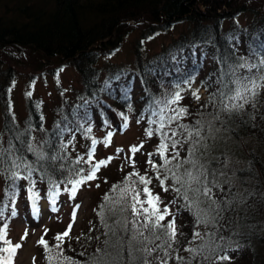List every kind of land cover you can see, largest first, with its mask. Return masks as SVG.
<instances>
[{
    "label": "trees",
    "instance_id": "trees-1",
    "mask_svg": "<svg viewBox=\"0 0 264 264\" xmlns=\"http://www.w3.org/2000/svg\"><path fill=\"white\" fill-rule=\"evenodd\" d=\"M50 1L0 0V5L5 9L0 13L2 147L8 148L11 141L19 150L14 155H23L29 161H34L35 156L27 151L28 144L40 147L49 156L57 153L65 156V160L51 162L57 167L64 165L63 175L51 163L47 168L58 185L54 190L68 193L65 188L71 189L72 185L64 178L68 176L79 179L80 176H86L91 167L87 162V140L105 141L109 133L115 137L127 133L136 125L141 131V145L148 149L154 148L151 161L162 165L163 160L159 155L162 142L171 145L173 139L180 141L175 149L169 148V155L178 151L181 158L188 156L190 143L185 142L187 133L181 125L191 130L203 125L201 135L207 137L211 122L214 138L205 141L208 145L206 152L201 148L200 152L204 153L201 162L208 166L209 171H216L217 179L223 186V192L214 189L216 198L232 201L221 212V218L215 226L196 225L195 217L184 207L186 202L174 190L180 185L174 184L171 172L160 169L161 179H165V186L168 187L165 192L153 164L149 163L150 159L128 162L121 175L111 180L109 190L103 194V181L113 169L108 166L106 172H97L95 179L102 193L96 200L97 212L93 222L80 236L70 240L65 238L64 254L77 261H85L99 247L111 253L110 258H114L117 264H128L127 241L130 234L121 231L120 226L114 223L116 219H121V215L117 213L114 216L105 207L104 221L111 226L105 228L98 213L102 211L100 206L107 204L104 199L106 195L118 198L119 189L112 191L114 185H120L121 188L132 185L137 190L142 189L144 185L139 183V177L133 175L139 172L152 180L148 187L160 195L161 209L167 207L174 214L169 206L172 204L176 210L175 220L180 235L177 237L179 243L173 245L177 250L173 256L179 255L190 260L191 254L187 249L212 244L213 237L209 234H214L217 244L221 243V237L224 238L222 247L216 252L206 249L204 254L209 258L203 260L200 257L192 264H264V93L255 109L247 106L241 115L229 116L220 112L219 105V81L228 66L239 63L241 57L250 62H258L257 53L264 54V0ZM130 21L141 23L143 27L133 51L139 67L135 64L134 69L118 70L103 82V76L116 66L113 61H108L109 56L121 49L123 38L132 31L133 27L128 23ZM184 23L190 27L182 39H176L155 57L148 58L144 49L146 40ZM21 52L23 58L17 60ZM23 63L30 65L34 72L29 73L24 91L26 114L19 117L14 112L13 92L16 83L20 81L17 79L18 65ZM69 67H74L78 72L80 88L61 84L59 77ZM241 73L247 74L244 69H241ZM197 76L200 86L194 89L192 85ZM49 79L54 82V87L49 91L50 102L35 91L37 83L48 84ZM223 79L227 80L228 77ZM201 88L206 97L201 99L200 95L197 100L193 93H198ZM176 91H180L183 97L178 103H155L165 97L171 99ZM214 95L215 102H210V97ZM180 108H186L187 113L169 120V117L177 116ZM153 110L157 115H153ZM217 113L220 119L213 120ZM250 114H254L255 119H251ZM160 116L164 117L165 122L162 130ZM124 117H127V121ZM132 119L133 124L130 123ZM125 123L128 125L126 129L122 127ZM148 129L153 132L150 137L146 134ZM101 132L104 136L98 134ZM164 133L169 137L166 141L161 139ZM62 146L65 147L62 149ZM200 152L197 156H200ZM80 157L84 158V162L74 167L83 171L80 176H76L67 169L72 166L71 162ZM100 160L103 158H94L92 163ZM175 164L176 161H172L168 167L176 171L173 167ZM179 171L183 172L184 169ZM221 172L225 175L220 176ZM0 175L3 181L0 202H3L5 189L12 185V180ZM21 175H24L23 171ZM41 175V171L33 173L34 191L50 201L48 180H42ZM130 175L131 180L126 179ZM16 184L18 195L9 203L14 204L18 212L16 201L22 200L25 211H28L31 205L28 189L31 184L27 179H20ZM10 210L5 211V219L0 220V228L8 223L6 239L14 243L9 233L13 219L9 215ZM123 215L129 218L132 216L131 212ZM172 218L168 216L164 223ZM194 230L202 234V239H193ZM145 235L148 233L145 232ZM44 239L55 255V246L59 241L50 232L44 234ZM133 245V255L139 257L141 253L135 251V241ZM5 246L0 242V247ZM40 252L44 264H49V252L42 245ZM157 254L163 256L162 251L154 252L150 257L152 264H158L155 259ZM225 254L231 259H217V255ZM168 264L181 262L170 259Z\"/></svg>",
    "mask_w": 264,
    "mask_h": 264
},
{
    "label": "snow or ice",
    "instance_id": "snow-or-ice-1",
    "mask_svg": "<svg viewBox=\"0 0 264 264\" xmlns=\"http://www.w3.org/2000/svg\"><path fill=\"white\" fill-rule=\"evenodd\" d=\"M259 60L258 62H250L246 58L241 57L240 62L236 64H230L228 70L222 73V77L219 81L221 88L219 90V105L220 112L226 113L229 116L236 114L241 115L246 110L247 106H251L253 109L256 108L259 103V99L264 93V54L257 53ZM241 69L246 70L247 74L241 73ZM228 77L227 80H224L223 77ZM179 87V85H177ZM31 95V93H27ZM194 97L199 100L200 97L197 93H193ZM183 97L180 94V91H176L172 94L171 99L168 97L163 98L162 100H157V104H176L181 101ZM216 96L210 97V102H215ZM186 108H180L177 116L169 117V120H175L180 115L186 114ZM122 115V114H121ZM153 115H157L155 110H153ZM251 119H255L254 114H250ZM127 121V117H124ZM220 115L217 113L213 120H219ZM155 123L156 121H151ZM198 125H201L200 121L196 122ZM123 128H127L128 125L125 123ZM165 127L164 117L160 116V129L162 130ZM187 133L185 142L190 143V148L188 151V156L186 158H181L178 151L173 152L169 155V148L175 149L180 141L172 140L171 145L166 142H162L159 145V155L163 160L162 165L154 164L151 159L149 160L150 164H153L154 170L157 172V179L160 180L161 188L167 192L168 187L165 186V179H161L160 169L164 168L165 172H171V179L174 184L180 185V187L174 188V190L182 196L186 202L184 207L189 210L192 215L195 217L196 225L199 224H212L216 225L218 220L221 218L220 214L224 211L226 206L232 204L231 200L220 201L216 198V193L214 189H219L221 192L224 191L223 186L217 179V173L215 170L209 171V168L206 164L201 162V158L204 153L200 152L201 148L206 152L208 145L205 141L209 138H214L212 136L213 127L211 122L208 127V136L205 137L201 135L203 130V125L200 128L191 130L186 125H181ZM66 130V129H65ZM90 132L91 129H88ZM218 131V129L216 130ZM63 134L62 132L60 133ZM146 134L150 137L153 135L151 129L146 130ZM112 133H109L106 140L103 142L105 146H108L111 143ZM175 135V133H173ZM195 137V138H194ZM19 139V136L16 137ZM162 141L169 139L167 133L161 137ZM47 143V142H46ZM100 143L95 139L92 140V147L88 153L89 160L88 163L91 164V167L86 176H80V173L83 171L80 168L74 167L84 162V158L80 157L78 160L71 162L72 166L67 169L70 173L76 176H80L79 179H73L66 176L64 179L68 184H71V189L65 188V191L70 192V198L74 199L81 189L82 186L87 184L89 181H92L97 178V172H99L102 166L106 167L112 159L108 158L107 160H100L96 163H92L95 158L96 144ZM65 146H62V149ZM143 145L132 146L130 152L132 154L140 151ZM19 150L15 148V144L11 141L9 142L8 148L2 147V142H0V174L5 175L6 179L12 180V185L5 189V200L0 202V220L5 219V211L10 210V217H16L17 211L14 204H10L9 201H14L18 195V186L16 182L20 179L29 180L31 187H29L28 192L29 200L31 201V206L33 209V214L38 215L39 209L37 207V201L39 200L38 192L34 191L35 180L32 179L33 173L36 171H41V179H47L49 183V199L53 206V211H58L55 207L59 192L54 190L58 188L56 181L48 172L47 165L51 162L57 160L67 159L65 156L57 153L55 155L49 156V154L42 150L38 146H33L32 144L27 145V151L31 152L35 156L34 161H29L27 157L23 155H14V152ZM118 152L123 151V149H117ZM200 152V156H197V153ZM151 155V154H149ZM172 161H176V164L173 166L176 171H172V168H169L168 165L172 164ZM188 167H185V166ZM51 166L57 171H60L63 175L64 165L60 164L59 167L56 164L51 163ZM183 168L184 171L180 172L179 170ZM23 171L24 175H21ZM139 177V183L144 185L142 189L137 190L132 185H125L121 188L120 185H114L112 191L116 192L119 189L118 198L114 199L111 196L106 195L105 201L106 205H101L102 211L98 213L101 217L102 223H104L105 228H110L104 221V211L105 207L115 216L117 213L121 215V219H116L114 223L120 226L121 231L126 234H130V238L127 241V247L129 250L128 264H152V259L154 252H163V256L156 255L155 259L158 264H168L170 259H175L180 261L181 264H192L193 261H196L198 258L203 257V260H207L209 257L205 255V250L210 249L212 252H216L217 249L222 247L223 237L220 238L221 243L217 244L214 239V234H209L213 237L212 244H205L196 248H189L187 251L191 254V259L186 260L185 257L175 255L173 253L177 250L173 248L174 244L179 243L177 237L180 235L178 232L176 220L174 214H172L167 207L163 210L160 205L162 204V199L158 193H155L152 188L148 187L152 183L150 178H147L144 175H141L139 172L133 173ZM220 176L225 175L223 172L219 173ZM126 179L131 180V175ZM98 186V185H97ZM143 197H146L144 199ZM147 205V207L145 206ZM79 208V205L75 206ZM131 212L132 216H124L123 213ZM168 216L173 218L168 223H164ZM143 218V219H141ZM75 219V212L73 213V220ZM131 224V228H129ZM8 223H4L3 227L0 228V242H3L6 246L0 247V253H6V255H0V264H13L14 258L17 256L18 251L22 248V245L19 243L14 244L11 240L6 239L8 234ZM72 225L69 224L68 229L65 230L62 234H59L55 237L59 243L55 246L57 251L55 255L52 254V248L49 247L48 241L43 237L38 241L46 251L49 252V264H117L114 258L111 257V253H107L103 248H97L95 253H93L85 261H77L71 256L64 254L63 244L65 238L70 237ZM145 232L148 235H145ZM27 236V230L25 236L22 239H25ZM201 238L202 234L198 231L193 232V239ZM133 241H135L136 247L135 251L141 253L139 257L133 255ZM156 241H161L157 244ZM107 244V241L105 242ZM152 245V246H149ZM81 256L84 253H80ZM217 259L221 261L230 260L227 254L217 255Z\"/></svg>",
    "mask_w": 264,
    "mask_h": 264
},
{
    "label": "rangeland",
    "instance_id": "rangeland-1",
    "mask_svg": "<svg viewBox=\"0 0 264 264\" xmlns=\"http://www.w3.org/2000/svg\"><path fill=\"white\" fill-rule=\"evenodd\" d=\"M35 1V0H33ZM48 0H39L41 3H46ZM53 1V0H51ZM50 1V2H51ZM4 6L0 5V13L4 12ZM132 31L123 38V44L120 50H116L111 56H109L108 61H113L115 63V68L109 70L103 76V82L108 80L110 74L115 73L121 69H134L135 67V42L138 37L141 35L142 24L141 23H132ZM189 25L186 23L178 24L175 29L168 31L167 33L159 32L156 36L151 37L146 40V54L148 53V58H153L160 51L165 48V45H168L176 39H182L186 31L189 30ZM23 52H21L17 57V60L23 58ZM14 62H16L13 59ZM7 63V62H6ZM29 63V62H28ZM15 66V64L11 63ZM8 63L6 64V67ZM17 66V65H16ZM17 68L19 71V76L17 77L19 82L16 83L15 91L13 92V101H14V112L19 117H23L26 113V104L24 91L26 88V81L29 80V73H33V68L28 64H20ZM60 82L63 85H72V87L80 88V76L74 67L67 68L64 72L61 73ZM194 89L200 86L199 77H196V82L192 85ZM54 87V82L52 79L48 80L47 83H37L35 91L38 95H42L48 102H50L49 91ZM137 93V92H135ZM139 93H137L138 95ZM201 95V99L206 97L205 91L201 88L198 93ZM134 122L133 119L130 123ZM133 124V123H132ZM2 128V112L0 111V130ZM141 131L136 128V125H133L127 133L117 134L115 137L112 136L111 144L105 146L103 143L104 140L96 144L95 158L107 160L108 158H114L106 166H102L99 172L107 170V168L112 166L111 174H108L103 182V194L109 190L111 180L117 175H121L124 167L128 162H140L141 160H149L150 156L154 152V148L148 149L146 147L140 148L135 154L130 152L132 146H140L142 135ZM100 136H104V133H98ZM86 138V137H85ZM93 140V139H92ZM92 140H87V150L90 151L92 147ZM96 140V139H95ZM98 140V139H97ZM99 141V140H98ZM135 144V145H134ZM117 149H123V151L118 152ZM151 154V155H149ZM109 166V167H108ZM98 185V186H97ZM3 181L0 175V196L2 193ZM100 185L94 180L89 181L87 184L81 187L74 199L70 198V193L61 192L57 198L55 207L58 211H53L52 204L48 199H45L41 194H39V200L37 207L39 209L38 215L33 214L32 206L30 205L28 211H25L24 204L22 200L16 201V206L18 209L17 216L12 219V226L10 228V236L14 241V244L19 243L22 245V248L18 251L17 256L14 258L13 264H44L43 258L40 252V244L38 241L43 237L45 233H52L53 236L62 234L65 230L68 229L69 224L72 225L70 237L71 239L80 236L85 232L87 227L92 224L95 214L97 212L96 200L101 197L102 190H100ZM79 205V208L75 206ZM170 209L173 211L174 216L177 217L175 208L171 205ZM75 212V219L73 220V213ZM27 230V236L25 239L22 237L25 236ZM68 238V237H66ZM69 239V238H68ZM70 240V239H69Z\"/></svg>",
    "mask_w": 264,
    "mask_h": 264
},
{
    "label": "bare ground",
    "instance_id": "bare-ground-1",
    "mask_svg": "<svg viewBox=\"0 0 264 264\" xmlns=\"http://www.w3.org/2000/svg\"><path fill=\"white\" fill-rule=\"evenodd\" d=\"M170 44H168V45H165V48H167V46H169ZM165 48H163V50L165 49ZM135 64H136V66H138L139 67V63H138V61H137V59L135 60V62H134Z\"/></svg>",
    "mask_w": 264,
    "mask_h": 264
}]
</instances>
